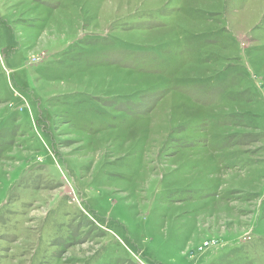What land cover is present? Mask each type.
<instances>
[{"label": "rangeland", "instance_id": "374dc122", "mask_svg": "<svg viewBox=\"0 0 264 264\" xmlns=\"http://www.w3.org/2000/svg\"><path fill=\"white\" fill-rule=\"evenodd\" d=\"M0 264H264V0H0Z\"/></svg>", "mask_w": 264, "mask_h": 264}]
</instances>
